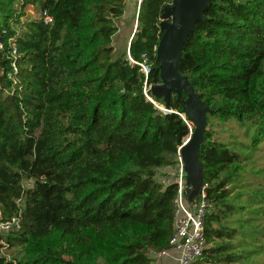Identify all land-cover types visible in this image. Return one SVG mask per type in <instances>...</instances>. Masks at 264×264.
I'll return each instance as SVG.
<instances>
[{
  "label": "trees",
  "instance_id": "16d2710c",
  "mask_svg": "<svg viewBox=\"0 0 264 264\" xmlns=\"http://www.w3.org/2000/svg\"><path fill=\"white\" fill-rule=\"evenodd\" d=\"M125 1L0 0V222L20 218L0 234V264H156L169 248L176 186L157 177L194 129L184 93L166 107L147 89L161 83L173 0H141L116 49ZM210 2L179 63L212 111L199 149L207 248L195 264H264V186L211 129L235 120L252 148L264 141V0ZM28 5L38 17L24 20Z\"/></svg>",
  "mask_w": 264,
  "mask_h": 264
},
{
  "label": "water",
  "instance_id": "95a60500",
  "mask_svg": "<svg viewBox=\"0 0 264 264\" xmlns=\"http://www.w3.org/2000/svg\"><path fill=\"white\" fill-rule=\"evenodd\" d=\"M141 0H139L140 4ZM210 0H173L171 6L164 8L160 28L163 35L157 47V57L160 61L158 70L161 83L151 86L154 98H162L167 107L171 96L178 99L184 93L183 110L187 119L196 126L191 137L181 148L184 170L188 173L187 183L198 191L203 184L201 180V164L199 161L200 145L204 142L209 110L195 93L188 78L179 72L182 58V47L189 35L195 31L198 22H205V10L210 7ZM136 31V25L134 32ZM182 117V116H181ZM183 118V117H182ZM190 128V125H188ZM191 130V128H190ZM200 200V198L198 199Z\"/></svg>",
  "mask_w": 264,
  "mask_h": 264
},
{
  "label": "built area",
  "instance_id": "2783aa9c",
  "mask_svg": "<svg viewBox=\"0 0 264 264\" xmlns=\"http://www.w3.org/2000/svg\"><path fill=\"white\" fill-rule=\"evenodd\" d=\"M139 8V0H138ZM43 21L45 24H51L50 16L44 14ZM1 47V46H0ZM15 54V50L12 52ZM14 66V64H13ZM146 72V70H145ZM146 98L156 105L144 90ZM163 112L167 110L155 106ZM186 139V138H185ZM184 139V140H185ZM188 139L183 141L176 153V162L174 173H163L161 169L158 175V181L162 186L174 184L176 186V196L173 199L174 208V228L169 241V248L160 252L157 257L171 256L169 251L176 254L177 264H195L204 255L207 248L204 225L205 216L210 205L206 200L205 185L202 184L198 191L188 185L185 178L184 163L181 156V148ZM200 198V200H198ZM19 203V200L16 201ZM20 218L14 217L9 221L0 222V234L17 231L19 228Z\"/></svg>",
  "mask_w": 264,
  "mask_h": 264
},
{
  "label": "rangeland",
  "instance_id": "374dc122",
  "mask_svg": "<svg viewBox=\"0 0 264 264\" xmlns=\"http://www.w3.org/2000/svg\"><path fill=\"white\" fill-rule=\"evenodd\" d=\"M125 2L126 8L124 11V15L120 20L116 21L118 32L114 36L112 43L113 47L116 49L127 46L130 38L132 37V33H134L136 25L135 16L138 11V0H126ZM24 12V20H31L38 17V13L32 5H28L25 8ZM145 70L146 69L143 68L144 72ZM147 91H149V96L153 97L151 87H149ZM158 107L165 109L163 108V106L158 105ZM211 120L213 124V127L211 126V129L215 132L214 137L225 144H232V147L230 145L229 147L234 152L242 156L244 160L242 175L248 176L250 178V182L255 181L258 184H262L264 186V141L257 148H252L250 146V138L252 136V132L246 133L245 127L239 122L230 120L225 124H220L215 119ZM188 124L190 125V128H193L195 130L196 126L193 125L192 120H188ZM206 128H208V126ZM191 135L192 132L186 137V139L191 137ZM174 169L175 168L173 166H167L165 172L174 173ZM185 175V178L187 180L188 173L186 171ZM254 175H257L263 179L259 177L255 178ZM250 189L252 190L253 188L250 187ZM256 193L257 192L251 193V196L256 197ZM262 205H264V203ZM261 214H264V210H262ZM169 254L171 256L157 259L156 264H177L176 254L171 251H169Z\"/></svg>",
  "mask_w": 264,
  "mask_h": 264
},
{
  "label": "crops",
  "instance_id": "0c3cea01",
  "mask_svg": "<svg viewBox=\"0 0 264 264\" xmlns=\"http://www.w3.org/2000/svg\"><path fill=\"white\" fill-rule=\"evenodd\" d=\"M164 257H166V256H164ZM163 257H158V259H162Z\"/></svg>",
  "mask_w": 264,
  "mask_h": 264
}]
</instances>
